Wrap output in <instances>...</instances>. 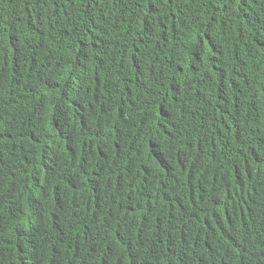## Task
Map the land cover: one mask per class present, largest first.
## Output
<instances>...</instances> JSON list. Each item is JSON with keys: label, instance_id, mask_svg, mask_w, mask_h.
I'll return each mask as SVG.
<instances>
[{"label": "trees", "instance_id": "1", "mask_svg": "<svg viewBox=\"0 0 264 264\" xmlns=\"http://www.w3.org/2000/svg\"><path fill=\"white\" fill-rule=\"evenodd\" d=\"M0 152V264H264V0H0Z\"/></svg>", "mask_w": 264, "mask_h": 264}, {"label": "clouds", "instance_id": "2", "mask_svg": "<svg viewBox=\"0 0 264 264\" xmlns=\"http://www.w3.org/2000/svg\"><path fill=\"white\" fill-rule=\"evenodd\" d=\"M25 39L27 41L33 40L30 33H26ZM84 70H85V66H81L79 68L74 69L73 75L70 78L67 77V79L63 85L62 101L65 103L69 112L71 111L72 104L76 100L85 97L90 90L87 82L85 81ZM18 99H31V100L35 101L36 103H39L42 105L48 104L50 102L60 101V99L55 95V93L52 90H50L47 87L42 86V85H41V92L37 97L32 98V96L30 94L22 93L16 100H18ZM10 103H12V102H10ZM143 128H144V126H143ZM144 130H145V128H144ZM145 132H146V130H145ZM112 138H113L114 144L116 146V149H118L121 145L126 143V141L128 140V135L124 133V130L117 131V129H115L112 132ZM147 139H148V135H147ZM0 157L9 160V158L1 152H0ZM91 170L95 174H97V170L95 168V163H94V166L91 168ZM147 171H149V170L145 166H142L141 174L143 175ZM238 198L239 197L223 191V202H224V204H236ZM3 245L4 244L0 243V247ZM8 254H10V249H8ZM258 256H259V254H258ZM259 261H262L264 263L263 258L260 256H259Z\"/></svg>", "mask_w": 264, "mask_h": 264}]
</instances>
